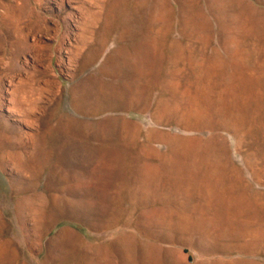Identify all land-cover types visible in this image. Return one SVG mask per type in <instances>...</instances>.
I'll return each mask as SVG.
<instances>
[{"label":"rangeland","instance_id":"rangeland-1","mask_svg":"<svg viewBox=\"0 0 264 264\" xmlns=\"http://www.w3.org/2000/svg\"><path fill=\"white\" fill-rule=\"evenodd\" d=\"M263 125L264 0H0V264H264Z\"/></svg>","mask_w":264,"mask_h":264},{"label":"bare ground","instance_id":"bare-ground-1","mask_svg":"<svg viewBox=\"0 0 264 264\" xmlns=\"http://www.w3.org/2000/svg\"><path fill=\"white\" fill-rule=\"evenodd\" d=\"M210 2V1H209ZM119 9V8H118ZM124 10V9H123ZM120 14V13H119ZM122 15V14H121ZM95 18V17H94ZM94 18H93V21H94ZM88 19V18H87ZM96 20V19H95ZM118 21V20H117ZM116 21V22H117ZM123 21V20H122ZM111 25V24H110ZM114 27V26H113ZM134 28V27H133ZM104 36V35H103ZM140 36V35H139ZM109 37V36H108ZM140 40V39H139ZM106 45V44H105ZM104 45V46H105ZM117 46V45H116ZM129 47H130V45H129ZM140 52V51H139ZM235 64H237V63H235ZM232 65V64H231ZM237 67V66H236ZM245 67V66H244ZM245 69V68H244ZM231 71H233V70H231ZM230 71V72H231ZM205 72V71H204ZM213 72V71H212ZM235 72V71H234ZM249 72V71H248ZM203 73V72H202ZM207 73H208V71H207ZM233 73V72H232ZM236 73H237V71H236ZM248 74V73H247ZM251 74V73H250ZM211 76H212V74H211ZM230 76V75H229ZM233 76V75H232ZM206 77V76H205ZM228 77V76H227ZM231 77V76H230ZM242 77V76H241ZM202 78V77H201ZM204 78V77H203ZM232 80V79H231ZM245 80V79H244ZM243 80V81H244ZM208 82V81H207ZM233 82V81H232ZM209 83V82H208ZM230 83V82H229ZM203 84V83H202ZM234 84V83H233ZM205 85H207V84H205ZM229 85V84H228ZM250 85V84H249ZM199 86H201V85H199ZM198 87V86H197ZM249 88V87H248ZM202 89V88H201ZM198 90H199V88H198ZM197 90V91H198ZM204 90V89H203ZM208 90V89H207ZM239 90V89H238ZM237 91V90H236ZM204 93V92H203ZM219 93V92H218ZM221 93V92H220ZM246 93V92H245ZM199 95V94H198ZM212 95V94H211ZM231 96V95H230ZM237 96V95H236ZM192 97V96H191ZM207 97V96H206ZM209 97V96H208ZM217 97V96H216ZM232 97V96H231ZM193 98V97H192ZM215 98V97H214ZM225 98H226V96H225ZM201 99V98H200ZM205 99V98H204ZM216 99H218V98H216ZM227 99V98H226ZM243 99V98H242ZM231 100V99H230ZM237 100V99H236ZM245 100V99H244ZM198 101V100H197ZM211 101H212V99H211ZM211 101H209V102H211ZM241 101V100H240ZM195 102V101H194ZM215 102V101H214ZM232 102H233V100H232ZM245 102V101H244ZM211 103H213V102H211ZM194 105V104H193ZM197 105V104H196ZM199 105H200V103H199ZM210 105V104H209ZM213 105V104H212ZM232 105H234V104H232ZM236 105H238V104H236ZM243 105V104H242ZM247 105V104H246ZM206 106V105H205ZM214 106V105H213ZM231 106V105H230ZM35 107V106H34ZM226 107V106H225ZM227 108V107H226ZM236 108V107H235ZM193 109V108H192ZM195 109V108H194ZM198 109V108H197ZM205 109V108H204ZM209 109V108H208ZM214 109H215V107H214ZM18 110V109H17ZM210 110V109H209ZM217 110V109H216ZM221 110V109H220ZM220 110H217V111H220ZM224 110V109H223ZM233 110V109H232ZM238 110V109H237ZM245 110V109H244ZM249 110V109H248ZM191 111V110H190ZM200 111V110H199ZM201 111H203V110H201ZM212 111V110H211ZM231 111V110H230ZM240 111V110H239ZM263 111V110H262ZM222 112V111H221ZM244 112V111H243ZM242 112V113H243ZM191 113V112H190ZM207 113V112H206ZM209 113V112H208ZM218 113V112H217ZM232 113V112H231ZM245 113V112H244ZM193 114V113H192ZM203 115V114H202ZM210 115V114H209ZM215 115V114H214ZM239 115V114H238ZM242 115V114H241ZM249 115V114H248ZM190 116H193V115H190ZM199 116H200V114H199ZM207 116V115H206ZM222 116V115H221ZM229 116V115H228ZM240 116V115H239ZM189 117V116H188ZM205 117V116H204ZM216 117H218V114H217V116ZM215 117V118H216ZM231 117V116H230ZM256 117V116H255ZM193 118V117H192ZM206 118V117H205ZM210 118V117H209ZM214 118V117H213ZM241 118V117H240ZM239 118V119H240ZM247 118V117H246ZM246 118H245V120H246ZM201 119V118H200ZM218 119V118H217ZM230 119V118H229ZM233 119H234V116H233ZM197 120V119H196ZM231 120V119H230ZM241 120V119H240ZM263 120V119H262ZM191 121V120H190ZM229 121V120H228ZM198 122V121H197ZM207 122V121H206ZM213 122V121H212ZM240 122V121H239ZM257 122V121H256ZM263 122V121H262ZM219 123V122H218ZM224 123V122H223ZM222 123V124H223ZM227 123V122H226ZM230 123H232V122H230ZM244 123H246V122H244ZM233 124V123H232ZM239 124V123H238ZM241 124V123H240ZM243 124V123H242ZM214 125V124H213ZM192 126V125H191ZM197 126V125H196ZM199 126V125H198ZM204 126V125H203ZM231 126V125H230ZM244 126V125H243ZM264 126V125H263ZM194 127V126H193ZM247 127V126H246ZM207 128V127H206ZM209 128V127H208ZM219 128V127H218ZM228 128V127H227ZM239 128V127H238ZM256 128V127H255ZM261 128V127H260ZM210 129V128H209ZM212 129V128H211ZM217 129V128H216ZM235 129V128H234ZM231 130V129H230ZM238 131H239V129H237ZM212 132V131H211ZM217 133V132H216ZM253 133H254V131H253ZM261 133V132H260ZM213 134H214V132H213ZM187 139V138H186ZM205 140V139H204ZM204 140H202V141H204ZM208 140H209V138H208ZM194 141V140H193ZM196 141V140H195ZM201 141V140H200ZM207 141V140H206ZM184 142H186V141H184ZM191 142V141H190ZM199 142V141H198ZM217 142V141H216ZM215 142V143H216ZM206 143V142H205ZM204 143V144H205ZM210 143V142H209ZM200 145V144H199ZM208 146H211L210 144L208 145ZM194 147H197V145L196 146H194ZM193 147V148H194ZM193 148H190V149H192L193 150ZM177 149V148H176ZM183 149V148H182ZM181 149V150H182ZM188 149H189V147H188ZM203 149H205L204 147H203ZM209 149H211V148H209ZM214 149V148H213ZM212 149V150H213ZM180 150V149H179ZM180 150V151H181ZM199 150V149H198ZM185 151V150H184ZM196 151V150H195ZM206 151H207V149H206ZM177 152V151H176ZM203 152V151H202ZM205 152V151H204ZM174 153V152H173ZM172 153V154H173ZM15 154V153H14ZM21 154V153H20ZM196 154V153H195ZM205 154V153H204ZM174 155V154H173ZM177 155V154H176ZM178 155H179V152H178ZM194 155V154H193ZM211 155H213V154H211ZM18 156V155H17ZM182 156V154L180 155V157ZM185 156H188V155H185ZM190 156H191V154H190ZM178 157V156H177ZM214 157V156H213ZM179 158V157H178ZM216 164V163H215ZM221 165V164H220ZM27 167V166H26ZM31 167V166H30ZM211 169V168H210ZM217 169V168H216ZM179 170V169H178ZM181 170V169H180ZM214 170V169H213ZM183 171V170H182ZM209 172V171H208ZM223 173H224V171H222ZM215 173V172H214ZM221 173V172H220ZM205 175V174H204ZM215 175H216V173H215ZM214 175V176H215ZM220 175V174H219ZM219 175H216V176H219ZM191 176V175H190ZM226 176V175H225ZM182 177H183V175H182ZM192 177V176H191ZM198 177V176H197ZM196 177V178H197ZM220 177H223V176H220ZM186 178V177H185ZM193 178V177H192ZM194 178H195V176H194ZM218 178V177H217ZM225 178V177H224ZM181 178H180V176L178 177V180H180ZM182 179H184V178H182ZM187 179V178H186ZM200 179V178H199ZM222 179V178H221ZM225 179H227V177L225 178ZM210 180V179H209ZM214 180V179H213ZM185 181V180H184ZM221 181V180H220ZM225 181V180H224ZM223 181V182H224ZM178 182V181H177ZM208 182V181H207ZM180 183V182H179ZM188 183V182H187ZM214 183V182H213ZM221 183V182H220ZM209 184V183H208ZM189 185V184H188ZM197 185H199V184H197ZM206 185V184H205ZM220 185V184H219ZM209 186V185H208ZM207 186V187H208ZM230 186V185H229ZM186 187H188V186H186ZM198 187V186H197ZM210 187V186H209ZM222 187V186H221ZM224 187V186H223ZM194 188H195V186H194ZM213 188H215V187H213ZM188 189V188H187ZM202 190V189H201ZM200 190V191H201ZM225 190V189H224ZM199 191V190H198ZM230 191H231V189H230ZM226 192H224V194H225ZM203 194V193H202ZM208 194V193H207ZM217 194V193H216ZM228 194V193H227ZM218 195V194H217ZM48 208V207H47ZM197 208H199V207H197ZM44 211V210H43ZM36 214V213H35ZM39 214V213H38ZM42 215V214H41ZM43 218V217H42ZM54 217H52V219H53ZM58 219V218H57ZM38 220H39V218H38ZM48 220H49V218H48ZM51 222V221H50ZM38 224V223H37ZM51 224V223H50ZM44 225V224H43ZM50 227V226H49ZM62 233V232H61ZM67 235V234H66ZM73 235V234H72ZM74 236V235H73ZM73 236H71V237H73ZM62 237V236H61ZM69 239V238H68ZM71 239V238H70ZM72 243V242H71ZM72 245V244H71ZM153 246V245H152ZM66 247V246H65ZM151 249H153L152 247H151ZM157 249H158V247H157ZM153 250H155V249H153ZM152 250V251H153ZM151 251V250H150ZM122 264V263H121ZM139 264V263H138Z\"/></svg>","mask_w":264,"mask_h":264}]
</instances>
